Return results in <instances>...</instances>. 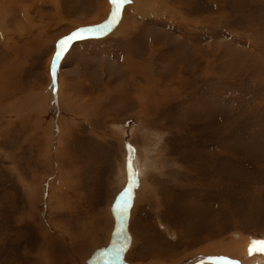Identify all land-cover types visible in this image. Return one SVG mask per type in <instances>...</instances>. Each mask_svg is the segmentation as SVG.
<instances>
[{
  "label": "rangeland",
  "instance_id": "374dc122",
  "mask_svg": "<svg viewBox=\"0 0 264 264\" xmlns=\"http://www.w3.org/2000/svg\"><path fill=\"white\" fill-rule=\"evenodd\" d=\"M0 2V264H38L45 236L63 264L68 239L83 264L121 246L122 264H171L264 240V0H169L125 36L86 35L55 90L58 42L107 22L109 0ZM126 145L139 184L118 217Z\"/></svg>",
  "mask_w": 264,
  "mask_h": 264
},
{
  "label": "bare ground",
  "instance_id": "6f19581e",
  "mask_svg": "<svg viewBox=\"0 0 264 264\" xmlns=\"http://www.w3.org/2000/svg\"><path fill=\"white\" fill-rule=\"evenodd\" d=\"M5 1V0H3ZM169 0H132L131 3H128L129 5H131L126 11H125V14L123 15L124 17V20L122 22H119L118 23V28H115L114 31H112V33L108 36V37H111V36H125L127 33H128V30L130 29L131 26H133L136 22V19L139 18V17H143L141 15H155V14H159V13H163V14H169L173 11H171L170 9H167V6H166V3L168 2ZM21 2V1H20ZM8 3H11V2H8ZM15 3V2H14ZM0 4H2L0 2ZM13 4V2L11 3ZM11 4H7L5 5L3 3V5H5V11L3 10L4 13H7V11H12L13 10V5ZM2 7V5H1ZM19 8V6H18ZM20 9V8H19ZM14 13V12H13ZM3 15V13H1ZM10 14V13H7V15ZM138 14V15H137ZM15 16V15H14ZM12 15V17H14ZM21 16V15H19ZM167 16V15H166ZM9 17V16H8ZM10 17V18H12ZM110 16L107 17V19L109 18ZM122 17V18H123ZM141 19V18H139ZM4 20V19H3ZM9 21V20H8ZM6 21V22H8ZM15 21L17 22L16 18H15ZM19 21V20H18ZM11 22V21H10ZM9 22V24H11ZM18 23H22L24 24L23 22H18ZM8 23H6V25H9ZM13 25V23H12ZM11 25V27H12ZM15 25H18V24H15ZM21 26V25H20ZM191 33V32H190ZM109 34V33H108ZM108 34H105V36H107ZM113 34V35H112ZM84 37L89 36V37H99V36H102L99 32L93 34V33H83ZM107 37V38H108ZM134 65V64H133ZM147 67V66H146ZM57 79H58V76H56V82H57ZM147 82V81H146ZM57 84V83H56ZM148 84V83H147ZM154 89V88H153ZM136 90V89H135ZM158 103V102H157ZM152 110V109H151ZM61 133V132H60ZM48 134V133H47ZM143 168V167H142ZM141 168V170H142ZM140 170V168H139ZM142 174V173H141ZM144 178V177H143ZM142 178V179H143ZM46 179V178H45ZM49 180V179H48ZM56 180L58 181V178H56ZM56 181V182H57ZM144 181V179H143ZM43 182V181H42ZM47 183V182H46ZM58 183V182H57ZM43 184V183H42ZM49 184V183H48ZM50 185V184H49ZM63 185V184H62ZM41 186V185H40ZM38 187V186H37ZM44 188V186H42ZM51 187V185H50ZM54 187V186H53ZM61 188H64V187H61ZM54 189H56L54 187ZM58 189V187H57ZM144 189V186L141 188V191H143ZM38 190V189H37ZM47 190V188H46ZM49 190V189H48ZM64 190V189H63ZM62 190V191H63ZM31 191V190H30ZM44 191V190H43ZM60 191V190H59ZM53 192V191H52ZM37 196V195H36ZM50 197V196H49ZM147 198V196H146ZM46 199V198H45ZM58 199V198H57ZM157 200V199H156ZM60 201L61 198H60ZM36 201H34L33 203H35ZM44 202H46L44 200ZM51 202V201H50ZM138 200H137V203L134 205L135 208L136 206L138 205ZM64 204V203H63ZM49 205V204H48ZM69 204H67L68 206ZM44 206H46L44 204ZM43 206V207H44ZM66 206V207H67ZM32 207V205H31ZM33 208V207H32ZM50 208V207H49ZM62 208V207H61ZM44 209V208H43ZM45 210V209H44ZM43 210V212H44ZM60 210V209H59ZM62 210V209H61ZM64 210V209H63ZM66 210V209H65ZM64 210V211H65ZM53 211V210H52ZM137 211V209H136ZM58 212V215L60 214L59 211ZM135 212V211H133ZM37 213V212H36ZM44 218L46 219L47 223H49V220H48V209L46 210V212H44ZM41 215V213H40ZM66 215V214H65ZM60 216V215H59ZM108 216V215H107ZM56 217V216H55ZM62 217V216H61ZM64 217V216H63ZM28 218V217H27ZM37 218V217H36ZM104 218V217H103ZM103 218L101 220H103ZM54 219V218H53ZM44 220V219H42ZM57 220V219H56ZM31 222V221H30ZM34 222V221H32ZM29 223V222H28ZM55 223V222H54ZM60 223V222H59ZM104 223H108V220L107 218L104 219L103 221H101V226H102V230H106L108 228L111 227V225H106ZM34 224V223H33ZM57 224V223H56ZM55 224V225H56ZM38 225V224H37ZM48 225V224H47ZM50 225V224H49ZM60 225V224H59ZM62 225V224H61ZM60 225V226H61ZM20 226V225H19ZM54 226V225H53ZM59 226V227H60ZM107 228H106V227ZM113 226V225H112ZM50 227V226H49ZM63 227V226H62ZM52 229V227H50ZM55 228V227H54ZM58 228V227H57ZM68 228V227H67ZM115 228V227H114ZM124 228V227H123ZM48 229V228H47ZM61 230V228L59 229ZM66 230V229H65ZM64 231V230H63ZM51 231H49V234H50ZM62 232V231H60ZM67 232V231H66ZM63 234V233H62ZM68 234V233H66ZM129 236V235H128ZM45 239L48 243V248H46V244L43 243V247L46 248L47 250H44L45 253H43V259L42 260H38L39 263L38 264H63L61 258H63V256L61 255L60 251H59V248L58 246H54V245H51L47 239V236H45ZM253 240H258V239H252V238H249L247 240H243V241H232L231 243L232 244H228V246L224 247L223 244L221 243H214L213 245V248H209L207 246H204L202 247L200 250L198 251H195L193 253H189L187 255H184V256H179L178 259L176 261H173L171 264H264V254L262 253H259V252H256V253H253V254H249V248H250V245H251V242ZM67 241V247H68V253L69 251L71 252L72 256L70 255V257L68 258L70 260V262H72V264H83L80 262V259L79 257L75 256L76 255V251H80L83 249V246H81V241L79 242H73L71 243L70 239L66 240ZM104 242V241H103ZM79 243V244H78ZM86 243V242H85ZM84 245V244H83ZM81 246V247H80ZM17 247V246H16ZM79 247V249H78ZM91 252H95L96 248L93 246ZM99 251V250H98ZM96 251L92 257L85 263V264H94V259H96V256L99 255V252ZM20 252V251H18ZM28 253V251L26 252ZM30 253V251H29ZM98 253V254H97ZM58 254L60 255V257H58ZM83 254H85L83 252ZM97 254V255H96ZM23 255V254H22ZM28 256V255H26ZM25 257V256H24ZM16 258V257H15ZM28 258V257H27ZM42 258V257H41ZM210 258H226V259H210ZM39 259V258H38ZM107 259V258H106ZM12 260V259H11ZM26 260V259H25ZM31 260V258H30ZM86 260V259H85ZM175 260V259H174ZM18 261V260H17ZM20 261V260H19ZM32 261V260H31ZM37 262V261H36ZM55 262V263H53ZM15 263V262H14ZM13 263V264H14ZM17 264V263H16ZM104 264H122L121 262V259H118V260H111V259H108L106 262L104 261Z\"/></svg>",
  "mask_w": 264,
  "mask_h": 264
},
{
  "label": "snow or ice",
  "instance_id": "6c2138e0",
  "mask_svg": "<svg viewBox=\"0 0 264 264\" xmlns=\"http://www.w3.org/2000/svg\"><path fill=\"white\" fill-rule=\"evenodd\" d=\"M132 0H109V3L112 5V11L110 14V18L107 22L96 25L90 26L87 28L78 29L76 32L70 34L68 37L63 38L61 41L58 42L57 50L55 51L54 57L52 59V66H51V73L53 77V90H55L56 86V76L58 74V69L60 62L64 58L66 52L71 47L72 43L76 40H80L85 38L83 33H97L99 32L101 35H105L110 33L114 27L119 23L120 19L122 18V12L125 5L131 3ZM89 38H98V37H89ZM127 149V163H128V172H129V185L127 189L120 195L119 199L117 200L115 207L113 209L114 213L118 217H122L124 213L127 211L128 201L131 199V191L133 186H138L139 181V173L134 170L133 164L135 161V149L132 145H126ZM120 230L117 231V235H120ZM126 250L124 246L121 247H114L111 249L108 259L111 260H118L121 258V253ZM262 253L264 254V240H253L251 242L249 248V254L253 253ZM210 259H226V258H210Z\"/></svg>",
  "mask_w": 264,
  "mask_h": 264
},
{
  "label": "water",
  "instance_id": "95a60500",
  "mask_svg": "<svg viewBox=\"0 0 264 264\" xmlns=\"http://www.w3.org/2000/svg\"><path fill=\"white\" fill-rule=\"evenodd\" d=\"M77 41V40H76Z\"/></svg>",
  "mask_w": 264,
  "mask_h": 264
}]
</instances>
